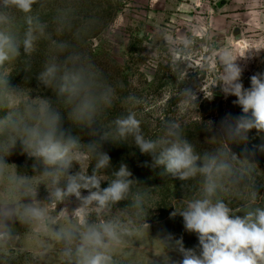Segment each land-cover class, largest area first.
I'll return each instance as SVG.
<instances>
[{
	"label": "clouds",
	"instance_id": "clouds-1",
	"mask_svg": "<svg viewBox=\"0 0 264 264\" xmlns=\"http://www.w3.org/2000/svg\"><path fill=\"white\" fill-rule=\"evenodd\" d=\"M44 4L45 0H0V111L5 112L0 117V247L18 238L15 226L20 224L49 233L66 264H117L116 250L138 236L145 225L149 228L148 216L143 215L148 194L135 190L138 183L127 165L122 163L111 179L104 175L111 157L102 150V143H126L130 138L141 154L152 158L154 167L163 168L164 175L181 181L184 188L186 181L199 184V195L171 213L173 218L182 217L184 230L195 234L198 244L186 248L183 237L172 234L159 238L167 250V264H264V207L255 205L260 196L257 173L251 167L255 164L246 148L242 155L231 148L246 143L250 130L264 131V73L252 75L250 87L245 88L244 69L238 63L246 54L257 55L262 49H250L242 56L229 49L219 53L216 85L226 97H236L233 104L241 108V114H226L207 140L214 141V146L198 152L179 119L163 120L155 137L145 136L134 111L103 123L117 95L115 86L79 46L93 24L84 18L76 26L70 8L58 9L55 32H71L73 39H55L34 11V6ZM17 14L23 18L22 33L17 30ZM41 41L50 43L51 53L35 78L52 91L55 100L25 98V87L11 86L12 73L6 71V65L21 56L30 59ZM169 43L173 52L169 67L175 72L177 47L186 49L192 40L182 36L170 38ZM179 94L185 104L197 105L193 87H182ZM127 100L141 103L135 96ZM64 113L72 128L89 130L97 139L82 143L72 128L64 127ZM214 123L207 122L206 129L212 131ZM18 146L22 155L35 161L34 171L36 165L42 166L38 174H23L7 162ZM85 160L89 161L86 170ZM103 181L107 187L101 186ZM41 185L48 193L45 199L38 198ZM229 192L241 201L238 210L224 199ZM122 202L124 206L119 207ZM169 252L177 253L179 259L172 260Z\"/></svg>",
	"mask_w": 264,
	"mask_h": 264
},
{
	"label": "rangeland",
	"instance_id": "rangeland-1",
	"mask_svg": "<svg viewBox=\"0 0 264 264\" xmlns=\"http://www.w3.org/2000/svg\"><path fill=\"white\" fill-rule=\"evenodd\" d=\"M65 7L71 9L76 26L82 19H90L93 27L79 46L116 88L117 99L106 113L105 124L134 111L141 120L145 136L155 137L163 120L179 119L185 136L198 152H203L214 146V141L207 140L221 119L226 114H241V108L233 104L236 97H226L216 85L221 71L219 53L229 49L242 56L250 49H262L257 55L246 54L238 61L244 69L241 81L245 88L250 87L252 75L264 73V0H45L44 6L36 5L34 11L49 25L55 39H73L71 32H55L54 17L58 9ZM17 30L21 33L24 30L20 14H17ZM182 36L190 38L192 43L186 49L177 47L178 69L173 72L169 67L173 59L169 39ZM50 53V43L41 41L30 59L21 56L6 65V71L12 73L10 85L25 87V98L55 100L52 91L35 78ZM185 86L197 91L198 106L184 103L179 90ZM129 96L137 97L141 103H129ZM3 115L5 112L0 111V117ZM209 121L215 122L212 131L206 129ZM63 122L65 128H72L67 113H64ZM72 132L80 136L84 144L97 139L86 129L72 128ZM231 148L237 155H242L245 148L248 150V158L255 164L251 167L258 178L260 196L255 205L264 207V131L250 130L246 143L232 144ZM102 150L111 157V167L104 172L108 176L106 179H111L112 173L123 163L138 183L135 190L148 194L143 215L148 216L149 228L145 225L138 236L116 250L117 264H167V250L159 239L167 234L183 237L186 248L198 244L196 235L184 230L182 217H171L174 207L180 209L187 200L199 195L196 180L184 182V188L181 181L164 175L162 167H154L152 158L141 154L130 138L126 143L105 141ZM6 159L17 166V171L29 176L42 170L40 165L33 170L35 161L22 155L19 146ZM88 163L87 160L83 163L85 170ZM12 170H15L14 165ZM34 182H38V178H34ZM101 186L107 187V181ZM47 195L41 185L38 198L45 199ZM224 199L234 210L239 209L241 201L233 198L230 192L224 194ZM123 206L122 202L119 207ZM65 216L70 219L67 208ZM15 230L18 238L0 247V264H66L59 244L49 233L20 224ZM168 254L172 260L179 259L175 252Z\"/></svg>",
	"mask_w": 264,
	"mask_h": 264
}]
</instances>
